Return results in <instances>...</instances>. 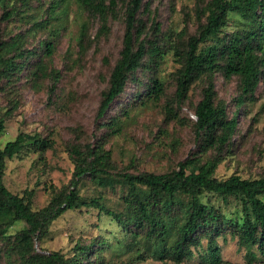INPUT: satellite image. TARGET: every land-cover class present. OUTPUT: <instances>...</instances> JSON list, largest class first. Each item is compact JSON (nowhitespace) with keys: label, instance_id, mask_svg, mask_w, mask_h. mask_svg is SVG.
Segmentation results:
<instances>
[{"label":"rangeland","instance_id":"1","mask_svg":"<svg viewBox=\"0 0 264 264\" xmlns=\"http://www.w3.org/2000/svg\"><path fill=\"white\" fill-rule=\"evenodd\" d=\"M208 1L143 0L135 26V48L143 44L146 55L140 67L128 75L124 92L100 119L98 113L123 48L129 0L119 2L105 24L77 0H0V118L5 120L0 149L21 133L38 134L54 143L45 151L27 146L6 159L3 180L8 190L20 196L32 191L33 209H43L54 195L67 190L76 168L72 153L76 147L83 152L89 148L110 151L108 170L117 181L124 174L170 173L179 169L180 162L191 159L202 164L216 161L219 180L232 175L263 179L264 75L254 99L245 102L240 100V78L227 79L221 69L195 78L181 101L177 96L183 57L190 39L206 24ZM250 27L240 16L230 14L219 39L226 44L241 36L245 42ZM258 43L264 49V38L254 45ZM48 44L53 46L50 55ZM153 48L162 57L153 56ZM9 59L17 65L15 72L2 64ZM154 80L164 88L158 100L150 94ZM209 82L215 84L217 102L225 104L229 118H236L238 126L224 148L202 152L195 110ZM113 121L119 123V131L111 128ZM79 190L87 200L102 198L111 210L125 211L128 188L120 182L113 188H101L84 177ZM202 201L223 212L225 223L242 224L239 199L204 193ZM189 203L188 197L178 198L181 206L189 207ZM26 228L17 221L7 235L15 237ZM102 239L112 245L103 252L107 262L176 264L150 255L136 260L137 249L144 247L142 238H135L98 210L86 208L68 211L54 221L48 235L36 241L34 253L60 252L71 258L77 245L93 246ZM219 245L225 264H249L246 249L228 227L219 237ZM5 250L0 243V264L22 263L17 257L10 262ZM253 251L257 254L253 264H264V257L256 248ZM203 255L201 249L181 264H205Z\"/></svg>","mask_w":264,"mask_h":264},{"label":"trees","instance_id":"2","mask_svg":"<svg viewBox=\"0 0 264 264\" xmlns=\"http://www.w3.org/2000/svg\"><path fill=\"white\" fill-rule=\"evenodd\" d=\"M77 1L98 15L105 24L108 14H114L119 2L125 0ZM142 3L143 0H129L123 48L98 113L100 119L124 92L128 75L140 67L146 55L143 44L135 48V26ZM204 13L206 24L198 35L190 39L183 57V68L177 83L179 100L186 97L195 78L211 76L218 69L223 71L227 79L233 76L240 78L242 102L245 99L253 100L264 75L263 46L261 43L254 45L257 39L264 38V0H210ZM230 14L240 16L251 25L245 34V42L241 36L234 37L226 44L219 39ZM81 36L84 37V33ZM210 41L214 42L201 47ZM52 51L53 46L48 44V54H52ZM151 54L162 57L158 48H153ZM222 59L224 64L219 63ZM2 64L9 72L17 69L11 59L4 60ZM163 90V84L154 80L150 94L154 100H158ZM169 110L173 112L172 108ZM195 117L196 135L201 141L202 152L224 148L238 126L236 118H229L225 104L217 102L213 82H209L204 89ZM110 126L120 130L116 121ZM4 130L5 120L2 117L0 136ZM27 146L45 151L53 148L54 143L38 134L21 133L0 149V243L6 246L5 256L10 262L17 257L22 261L21 264H113L105 260L103 252L112 245L104 239L95 242L93 246L77 245L75 255L71 258H66L60 252L48 255L34 253L36 241L48 235L54 221L68 211L83 208L96 209L135 238L141 237L144 247L137 249L136 260L150 255L159 261L169 259L181 264L203 249L205 264H225L219 237L226 227L231 230L233 237L238 238L240 246L246 249L249 264H253L257 257L253 248L264 257V178L250 180L232 175L228 179L219 180L215 177L218 166L216 161L202 164L198 159H191L180 162L179 169L170 173L124 174L117 181L108 170L110 151L89 148L83 152L76 147L72 150L76 168L67 190L54 195L46 207L35 211L32 191H25L23 196L13 194L3 180L6 159H12ZM84 177H90L101 188H113L118 182L126 186L128 194L124 198L125 211L111 210L102 198L87 200L82 197L79 186ZM204 193L216 194L223 199H239L243 213L242 224L232 221L225 223L223 212L202 201ZM180 196L190 199L189 207L178 204ZM17 221L24 222L27 228L15 237L8 236L7 229Z\"/></svg>","mask_w":264,"mask_h":264}]
</instances>
